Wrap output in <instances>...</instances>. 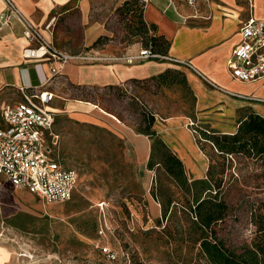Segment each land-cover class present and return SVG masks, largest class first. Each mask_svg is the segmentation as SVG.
<instances>
[{
    "label": "rangeland",
    "instance_id": "1",
    "mask_svg": "<svg viewBox=\"0 0 264 264\" xmlns=\"http://www.w3.org/2000/svg\"><path fill=\"white\" fill-rule=\"evenodd\" d=\"M97 6L90 14L73 6L68 17L49 30L48 42L58 49L88 48L86 38L93 26L112 41L128 42L129 30L117 7ZM62 87L63 97L94 103L135 131L142 111L155 115L154 128L164 122L160 117H189L192 131L198 121L196 97L186 83L167 86L148 79L105 89L70 83ZM64 101L58 97L53 102L60 136L54 151L65 165L77 170L78 185L69 200L45 203L20 190L16 194L20 201L0 205V264H187L184 259L192 255L166 232L165 221L158 219L161 213L154 214L155 171L139 160L124 129L115 127L109 116V120L77 119L65 110ZM203 144L218 160L211 144ZM229 158L224 186L233 209L218 227L228 243L240 245L256 229L251 207L258 209L264 201V162L244 155ZM0 180L15 189L5 176L0 175ZM103 201L104 211L98 206Z\"/></svg>",
    "mask_w": 264,
    "mask_h": 264
},
{
    "label": "crops",
    "instance_id": "2",
    "mask_svg": "<svg viewBox=\"0 0 264 264\" xmlns=\"http://www.w3.org/2000/svg\"><path fill=\"white\" fill-rule=\"evenodd\" d=\"M13 1L42 30L47 39H52L49 30L45 29V24L52 16H57V24L68 17L67 13L73 6L80 10L82 8L84 14H90L95 12L97 5L111 9L127 0ZM140 1L144 2L145 20L155 24L157 33L170 40L168 55L173 59L155 57L133 64L123 61L69 62L63 68L62 83L55 85L48 84L53 64L49 58L26 54L30 42L24 35L22 23L16 17H0V115L5 106L23 99V90L31 92L35 87L53 89L58 95L56 98H64L65 110L77 119L109 120L107 116L111 117V123L115 127H122L133 141L139 160L143 163H147L151 152L152 140L149 136L136 132L94 103L63 97L62 86L70 83L88 89L123 87L151 79L168 69H175L184 72L196 97L199 122L210 124L222 133H235L239 119L248 112L264 116V101L259 100L264 99V79L246 82L236 80L227 66L234 47L241 40L240 28L243 22L250 15L264 18V0ZM6 7V0H0V15L6 14ZM89 32L86 38L90 40L88 48L62 50L108 54L138 53L141 48L139 42L119 44L112 40L93 46V42L105 33L98 26H93ZM241 95H251L255 99ZM160 118L164 122L158 120L156 129L164 141L182 158L188 173L194 174L192 178L204 177L209 167V158L200 147L194 131L188 126L189 117L174 115ZM17 191L20 190L8 187L0 180V205L18 199ZM151 203L155 216H158L161 205L153 196Z\"/></svg>",
    "mask_w": 264,
    "mask_h": 264
},
{
    "label": "trees",
    "instance_id": "3",
    "mask_svg": "<svg viewBox=\"0 0 264 264\" xmlns=\"http://www.w3.org/2000/svg\"><path fill=\"white\" fill-rule=\"evenodd\" d=\"M126 21L130 40L139 42L152 52L168 54L170 40L157 33V26L144 17V2L127 0L117 7ZM107 34L100 35L93 46L108 42ZM159 85L187 83L184 72L168 69L154 76ZM140 82V81H136ZM136 125L138 133L151 138V152L147 167L155 171L151 194L161 205L160 221L178 247L190 253L193 264H264V201L257 209L251 207V220L256 227L249 241L240 245L228 243L219 232V225L232 211L225 193L224 176L229 157L244 155L264 162V116L248 112L239 119L235 133H222L199 121L192 129L197 141L209 157V167L204 177H190L182 158L174 152L154 128L155 115L146 111ZM203 142L211 144L218 160L205 149Z\"/></svg>",
    "mask_w": 264,
    "mask_h": 264
},
{
    "label": "built area",
    "instance_id": "4",
    "mask_svg": "<svg viewBox=\"0 0 264 264\" xmlns=\"http://www.w3.org/2000/svg\"><path fill=\"white\" fill-rule=\"evenodd\" d=\"M6 5V14L0 17H16L22 23L24 35L30 42L26 54L48 57L53 63L49 85L62 83L63 68L69 62L123 61L133 64L155 57L173 59L145 46H141L138 53H73L58 49L48 42L42 30L21 12L13 0H6ZM56 20L57 16H52L45 29L51 30ZM240 34L241 40L227 61L231 76L244 82L264 79V18L250 15L243 22ZM22 93L21 101L1 110L0 175L5 176L15 189L26 190L45 203L69 200L78 185L79 173L65 165L54 151L60 139L55 130L57 112L53 107L58 95L53 89L42 87H35L31 92L23 90ZM241 96L255 99L251 95ZM106 205V201L98 204L102 211ZM105 251L110 253L108 248Z\"/></svg>",
    "mask_w": 264,
    "mask_h": 264
},
{
    "label": "bare ground",
    "instance_id": "5",
    "mask_svg": "<svg viewBox=\"0 0 264 264\" xmlns=\"http://www.w3.org/2000/svg\"><path fill=\"white\" fill-rule=\"evenodd\" d=\"M27 52L29 53L30 51L29 50H27ZM1 261V260H0Z\"/></svg>",
    "mask_w": 264,
    "mask_h": 264
}]
</instances>
